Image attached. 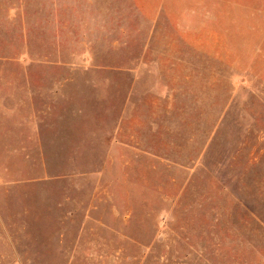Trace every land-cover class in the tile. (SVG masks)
Returning a JSON list of instances; mask_svg holds the SVG:
<instances>
[{
  "label": "rangeland",
  "instance_id": "1",
  "mask_svg": "<svg viewBox=\"0 0 264 264\" xmlns=\"http://www.w3.org/2000/svg\"><path fill=\"white\" fill-rule=\"evenodd\" d=\"M196 1L191 29L214 17L201 26L221 34L218 59L166 51L155 76L174 104L141 88L124 126L129 78L86 70L136 50L65 60L43 10L26 22L27 60L0 1V103L14 109L0 110V264L264 263V0ZM55 81L67 84L57 100L38 91ZM48 103L42 122H23Z\"/></svg>",
  "mask_w": 264,
  "mask_h": 264
},
{
  "label": "crops",
  "instance_id": "2",
  "mask_svg": "<svg viewBox=\"0 0 264 264\" xmlns=\"http://www.w3.org/2000/svg\"><path fill=\"white\" fill-rule=\"evenodd\" d=\"M0 1L4 3L2 10L7 21L11 25L20 23L22 27L21 44L23 48L25 47L24 57L27 60L31 58V54L27 51L26 46L31 42L28 37L26 22L30 18L31 12L41 15L43 10L48 13L51 20L40 28L51 32L49 42L56 45L57 48H61V51L56 49L55 55L61 56L64 54L66 56L65 60H85L91 63L93 67L97 63L94 56L96 46L103 45V52L105 53L119 51L120 54L131 55L130 50L132 48L136 50L130 62L121 63L117 68H111L108 64L102 63L101 69L93 67L86 70L89 73L95 70L113 69L121 76L129 78V90L123 102L121 115L115 123L118 126L121 124L124 126L127 103L129 102L128 105L132 108L131 98L134 94L140 92L141 88L157 95V100L153 102L154 106L162 101L167 109H170L174 104L175 89L170 86L161 87L155 76L160 70L157 66L166 51H178V63L189 57L190 50L197 53L199 57L212 59L216 57L218 59L215 53L221 45V34L213 26L205 31L204 27L201 26L205 20L211 21L214 17L212 15L210 17L206 15L205 17V14L201 13L202 17L204 16V19L199 18L201 30L191 29L188 0ZM196 2V5L203 7L204 2H199V0ZM159 46L163 47L162 50ZM32 58L39 61L59 59L57 56L52 59L47 55ZM64 71L67 72L66 77L78 76V72L75 70ZM145 78L155 79V83L143 87L142 83ZM65 85L67 84H56L55 81V85L50 88H39L38 91L43 95L47 94L50 99L57 100L61 97L60 93ZM27 94L26 99L29 101V99L31 100L29 90ZM48 105L49 103L44 105L42 110L32 111L28 117L23 119V122L31 127L38 125L43 121V115L49 111L50 107ZM0 110H3L5 114L14 112V109L4 108L1 103ZM137 123L141 124L138 120ZM113 130L114 127L109 133ZM29 139L42 142L40 137L34 135H31ZM42 146L50 151L45 147L44 142H42ZM50 154L54 155L53 152Z\"/></svg>",
  "mask_w": 264,
  "mask_h": 264
}]
</instances>
